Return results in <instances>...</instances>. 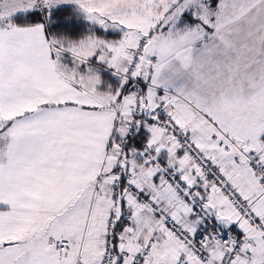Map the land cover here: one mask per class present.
Masks as SVG:
<instances>
[{
	"label": "snow or ice",
	"instance_id": "obj_1",
	"mask_svg": "<svg viewBox=\"0 0 264 264\" xmlns=\"http://www.w3.org/2000/svg\"><path fill=\"white\" fill-rule=\"evenodd\" d=\"M0 264H264V0H0Z\"/></svg>",
	"mask_w": 264,
	"mask_h": 264
}]
</instances>
